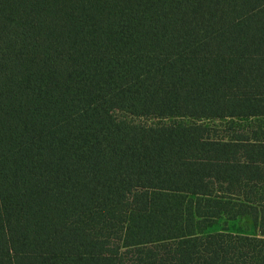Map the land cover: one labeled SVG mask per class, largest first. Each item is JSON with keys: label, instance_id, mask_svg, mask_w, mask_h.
Returning a JSON list of instances; mask_svg holds the SVG:
<instances>
[{"label": "trees", "instance_id": "16d2710c", "mask_svg": "<svg viewBox=\"0 0 264 264\" xmlns=\"http://www.w3.org/2000/svg\"><path fill=\"white\" fill-rule=\"evenodd\" d=\"M0 264H264V0H0Z\"/></svg>", "mask_w": 264, "mask_h": 264}, {"label": "rangeland", "instance_id": "374dc122", "mask_svg": "<svg viewBox=\"0 0 264 264\" xmlns=\"http://www.w3.org/2000/svg\"><path fill=\"white\" fill-rule=\"evenodd\" d=\"M148 122H154L155 119H144ZM227 223L229 231L232 233L238 234H250L256 235L258 234V230L256 229L252 219L248 216L238 217L236 219H226L222 218L217 221L211 228L208 229L209 232L221 230L223 225Z\"/></svg>", "mask_w": 264, "mask_h": 264}]
</instances>
